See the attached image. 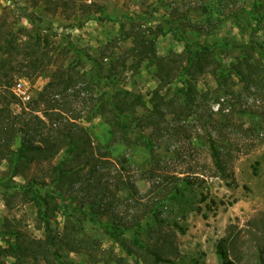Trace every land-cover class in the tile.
Returning <instances> with one entry per match:
<instances>
[{
  "label": "rangeland",
  "instance_id": "rangeland-1",
  "mask_svg": "<svg viewBox=\"0 0 264 264\" xmlns=\"http://www.w3.org/2000/svg\"><path fill=\"white\" fill-rule=\"evenodd\" d=\"M245 17L254 23L247 26ZM166 20L180 27L189 41L208 44L219 67L197 78L194 102L178 94L181 80L167 84L161 93L173 99L175 111L164 114L158 128L142 127L138 118L146 108L136 104L121 135L112 133L105 119L108 113L88 117L90 108L109 102L105 92L128 90L131 99L139 94L148 108L156 94L153 66L138 62L131 37L124 34L138 26L154 38L158 55L171 56L184 44L173 31L157 33L156 26ZM263 23L264 0H0V39L10 35L22 49L12 52V69L5 66L9 77L2 75L12 83L11 89L20 81L26 91L25 99L15 94L12 112L26 106L38 109L40 116L47 108L81 115L95 150L109 160L100 170L103 178L119 183L112 188L117 200L110 214L100 218L126 225L139 219L144 226L141 242L147 247L134 244L124 232L120 238L130 247L122 248L112 238L116 231L107 233L83 209H76L83 192L77 184L71 193L76 197L64 194L65 207L53 211L45 229L39 214L43 208L35 198L8 187L26 184L47 164L10 176L8 159H3L0 244L14 242L18 232L24 240L39 239L44 249L45 245L50 249L22 258L3 254L0 264H220L215 243L228 234L234 237L229 254L235 264H264V72L244 80L232 68L243 49L252 51L251 60L264 52ZM34 28L46 34V51L53 60L41 73L27 66L22 46ZM171 57L175 66L178 59ZM95 66L98 78L79 76ZM69 74L75 79L69 84L56 82L58 76L63 80ZM209 137L224 170L210 154ZM18 144L16 139L13 147ZM54 188L48 183L41 193ZM147 210L157 217L152 219ZM47 232L72 233L77 249L51 246ZM154 244H163L166 261L154 260L147 250Z\"/></svg>",
  "mask_w": 264,
  "mask_h": 264
},
{
  "label": "trees",
  "instance_id": "trees-1",
  "mask_svg": "<svg viewBox=\"0 0 264 264\" xmlns=\"http://www.w3.org/2000/svg\"><path fill=\"white\" fill-rule=\"evenodd\" d=\"M144 18L147 19L145 16ZM245 19L247 26L254 23H251L246 17ZM254 21L259 23L260 20L259 18H254ZM236 24L240 25L241 23L237 20ZM123 26L121 25L120 28L122 29ZM132 29L129 32H125L124 37H131L133 50L139 63L142 61L151 63L153 75L157 80L156 94L151 100L150 107L146 106L139 94L134 95L131 99L128 97V90H112L110 88L108 91L111 90L112 95L109 94L110 92L104 93V97L109 102L106 105L99 104L88 111V117L104 116L108 113L109 116H106L105 119L111 126L112 133H120V135L126 125L132 121L131 119L134 117L132 115L136 112V104H141L146 108V113L143 114L142 118H138L143 123L142 127L152 126L158 128L157 125L161 123L164 114L174 112V107L176 106L173 99H166L164 94L161 93L166 85L174 78L181 80L183 84L180 90L181 93L178 94L186 96L189 102H194L198 93L197 78L204 73L213 72L219 67L214 57L211 56L212 49L208 44L189 41L183 35L181 28L170 24L168 20L157 25L156 29L159 34L173 31L183 41V50L179 53L171 54V56H176L178 59L175 66H171V62L175 60L170 55L163 56L156 53L154 38L144 35L143 32L138 30V26H135V28L132 26ZM134 29L137 30L134 31ZM31 30L32 32L27 34V42L22 45H25L23 51L27 54L25 55L27 58L24 57L27 66H31L33 71L41 73L42 70L48 69L53 61L48 55V51H46L49 46V40L46 34H40L38 28ZM19 47H21L20 43L10 35H5L0 39V162L3 159H8L7 172L10 176L23 175L32 165L45 163L47 166L42 173L30 177L26 184L7 187L17 188L24 193L29 192L35 198L39 207L43 208L39 214L44 221V228L48 230L49 218L53 215V211L56 208L65 207L66 199L64 197L66 195L76 197L71 194L74 191V185H81L83 192L80 193L78 198L80 204L76 209H83V213H87L89 219L95 224L102 226L107 233H111V229L116 231L117 235L112 234V238L122 248L129 249L130 247L126 240L120 238L124 232H129L134 244L147 248L141 242L140 235L144 226H142L139 219H134L133 222L126 225L112 224L100 218L101 214H110L114 202L117 200L116 192L112 188L114 185L118 186L119 183L118 180L110 183L103 178L100 170L105 167L109 160L105 158L104 152L95 150L88 129L79 119L82 116H76V114L70 116L64 114L62 110L53 108H47L40 116L36 113L38 109L34 107H27L26 109V106L21 107L18 113L12 112V105L16 104L14 99L17 97L10 88L12 83L7 79L3 80L4 76L2 75L9 77V74L4 72L5 66L8 65L9 70L12 69L9 66L12 61V52L21 51L22 49ZM251 53L252 51L249 49H243L240 53V59L232 66L234 73L241 76L244 80H250L254 74L258 75L259 72H264V52H259L255 60H251L254 57ZM98 71L99 69L95 66L88 74L87 72H81L79 76L83 80H85L87 75L88 78H98ZM56 76L55 74L54 77ZM58 78L56 82L65 84L75 80L71 74L63 80H60L59 76ZM40 98H43L42 93H40ZM34 103H37V101ZM22 114L27 115L23 117ZM16 139H18L19 144L14 148L13 144ZM208 147L216 165L224 170L220 153L211 137L208 140ZM56 157V162H52ZM48 183L53 184L55 188L49 193L42 194L41 189H44ZM64 194L66 195L64 196ZM147 214H151L152 219L157 217L153 210H147ZM9 233L12 235L14 232ZM47 234L51 246L60 247L64 244L70 250L77 249L75 248V238H71L73 236L72 233L64 232L63 234L52 236L49 232ZM166 235L169 236L170 234ZM233 238V236L228 234L216 241L215 252L220 259V264H235L234 258L229 254ZM14 239V242L7 240L6 247L0 244V256L8 254L22 258L24 255H35L36 253L42 255L45 249H50L46 245L44 249V244L39 239L24 240L18 232H15ZM162 245L157 246L154 244L155 248L148 247L147 249L153 255L155 261H166L168 259L163 256L165 252H163L164 249H161Z\"/></svg>",
  "mask_w": 264,
  "mask_h": 264
},
{
  "label": "built area",
  "instance_id": "built-area-1",
  "mask_svg": "<svg viewBox=\"0 0 264 264\" xmlns=\"http://www.w3.org/2000/svg\"><path fill=\"white\" fill-rule=\"evenodd\" d=\"M12 90L21 99H25L27 97L26 91L23 89V84L20 81L13 85Z\"/></svg>",
  "mask_w": 264,
  "mask_h": 264
}]
</instances>
